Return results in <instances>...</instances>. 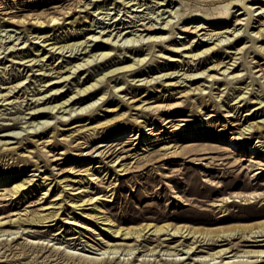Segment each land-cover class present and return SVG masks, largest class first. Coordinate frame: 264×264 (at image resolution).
<instances>
[{
	"label": "rangeland",
	"instance_id": "rangeland-1",
	"mask_svg": "<svg viewBox=\"0 0 264 264\" xmlns=\"http://www.w3.org/2000/svg\"><path fill=\"white\" fill-rule=\"evenodd\" d=\"M0 1L3 2L0 7V44H6L8 46L16 43V46L14 45V48L17 47L16 49H18H14L12 52H10V50L7 49L8 47H6V45H3L4 47H0V89H2V92H6L7 87L11 85L14 86L15 83L19 82L20 80H23L22 83L23 85H25L23 86L22 83H19V87L17 86L15 87V89L13 88L14 90L9 93L11 95H8L10 96L7 99L9 100L8 102L0 99V134H4L6 132L14 134L20 132L19 135L23 136L20 139L16 137L0 136L1 139H9V141H14L0 147V179L4 178V180L7 181L3 182L5 185L1 183L2 185H0V188H3L5 186L4 188L7 187L6 189H9L8 185L10 181L15 179H25L27 181L31 180V183L44 180L45 182L53 180L52 182L54 183V181L58 179H61V181H63L64 179H70L71 181H74L75 184H73L72 182L69 185L71 189H64V191H62L63 193H65V197H67L71 201L82 203L84 199L86 200L87 198L93 196L94 205L99 206V208L97 209H101L102 214H109V216L111 218L113 217V220L115 221H118L125 216L126 205L124 201L131 198V200L134 201V196L138 195L137 191H142V195L147 197L145 203H147V201L152 202L154 201V199L157 200V198L162 197L163 199H165L164 207L167 210H176L182 212L185 211V214L189 215L196 214L195 211H186V209L188 208L187 206H189L190 204L197 205V207L201 209H212L211 205L206 204L209 201L206 200L208 198L221 199L220 201L217 200L215 203H221L222 199L226 196V200H228L229 198V200H237L233 203L229 202L230 204L228 203L226 205L227 211L229 209L234 214L233 218L210 224H201L208 227L215 228L249 225L255 224L261 219H264V215L257 216L252 210L244 209L242 207L243 201H248L246 199V196L244 195L249 191L256 190V193L258 192L261 194V196H264V184L261 185L262 187H258L259 185L258 183H256L264 182V126H262L260 130L253 131V135L245 134V138H242L239 141L237 139H234V137H237V135L241 131V125L243 123H247L243 121L245 113L249 112L251 114L254 110L255 112L257 111L254 107H260L258 116L256 117L257 114L255 113V118L252 117L249 121H255L256 119L260 120L264 118V101L263 104L257 103L253 106V102H251L252 100H260L262 98V100H264V91L260 88V84H264L262 83L264 82V76L261 75V70H257L261 65L264 67V52H262L258 47L260 44L261 46L264 45L263 40L255 39V43H251L252 37H242L240 39L241 42H234L233 47H226L228 45L226 44L224 45V47H222L221 49L219 48V50L217 51H211L208 54H203L200 58L192 60L190 59V57L184 56V51H182L181 53H176L168 50V48L172 47V44L181 43L184 41L189 42V40H192V38V43H196L198 41V43H200V41H202L200 40V37L202 36H195L189 33L187 34L186 32H181L178 29H175L174 33H171V31L164 32L167 36L169 33L170 38L168 40H163L164 42L154 41V44L147 38L148 34L151 32L146 34V37L144 35L141 36L142 38L140 36H133L132 34V36L129 35V37H132L131 39L134 38V48H142V50L140 49V51H138V49H133V51L132 49H129L128 46L133 43L132 40H128L125 38L120 39L119 37L118 42H116L115 45H111V53L109 55L103 56V58L100 55L97 56L98 59H94L90 65L86 64L84 65V67L82 66L80 70L77 69L74 74L71 73L72 75L70 74V79L69 77L66 80H64L65 78H61L62 83H60V88H62V90H57L58 92L56 95L60 93L58 96L51 94L50 90H46V92L44 91V89L47 88L49 84H40H43L44 80L46 82L47 77L50 76L52 78L57 73L53 72V70H49L51 67L56 66V71H65L64 67L67 69V65L70 66L71 63L74 62L71 60H74V58L80 51H78L77 54H73L74 52L72 51V53L69 48H65L66 51L64 49L63 54L57 53L58 50L55 51L56 53L48 51L46 53V57L44 58L45 61H39L40 63L36 62L35 64H32V61H25L24 64H21V62H18L22 60L20 59L21 56L25 57L26 59L28 57L31 58L34 53H40L42 52V48L46 47L42 45L38 46V44H43V41H40L42 37H36L37 34H46L50 36V38L55 36L54 38L49 40L57 41L61 39L60 43H68L73 42L74 40H85V38L87 37L86 32L88 31H90V34L94 32L97 34L96 31L104 29L107 30L109 29V27L113 28L120 26L119 29H121L122 27L123 29H125L127 25H134L137 23L150 24L149 22L155 23L157 26H160L162 25L161 23L164 24L169 18L171 19V23L175 24L176 26H181V21L183 20V18L181 20V17H183L184 14L192 13L194 11H199V13L202 14L205 8V10L210 11L214 6H221L222 3L219 2L224 0ZM244 2L248 6H251V9L255 15L254 17H256V19L260 18V20H264V11L262 12L260 9V6H264V1L244 0ZM86 5L88 8H85ZM236 8L237 6L231 9L235 14L238 13V10H236ZM58 11H60V13ZM37 12H41V14H39L42 15L45 19L49 18L51 12L52 14L57 13L60 17L59 23L56 25L51 24L50 26L46 27L43 26L38 29V27L34 26L33 23V21L35 20L33 18L35 16L33 15H36ZM47 13L50 14L48 15ZM23 16L26 18H24ZM242 16L243 15H240L238 17ZM235 17L236 16L231 17L230 22L232 27V23H234L233 21L235 20ZM3 18H5V20ZM21 18L23 20H21ZM74 19V22H70V20ZM176 20L180 21V23ZM260 27L263 28L264 24ZM127 28L130 29L133 27L129 26L126 27V29ZM257 29L258 28H252L251 30L256 31ZM137 32H142L143 34L145 33V30H139ZM151 34L156 33L152 32ZM106 35L107 34L101 37H108V35ZM227 36L230 38L229 41L231 40L230 42L232 43L236 39V37L232 35L227 34ZM111 37H114L113 33ZM214 37L208 41H212L213 39H215ZM224 37L225 36H221L220 38L224 39ZM143 38L145 40H143ZM31 39L34 40L32 41ZM115 39L116 37L111 40L112 43ZM226 40L222 43L225 44ZM244 41L246 45L249 46L244 47V50L241 49L240 52H238L236 56L239 58L236 59L235 63L239 64L238 68H240L238 71H241V74L243 75L242 78L244 79L241 78L240 81L239 78L229 79V76L231 77L230 74L227 76L228 78H225L227 80H223V74L217 73V77L219 79H222H218L217 82L212 83L214 82V80L212 82L203 81L202 78L201 81L197 79V81H191L189 80L188 76H184L185 74L194 72L195 69L191 70L192 67L196 69L200 67L201 69H198L202 70V68H204V66H207L212 59L220 60V58H222L224 59V61H227L229 57L225 56L228 52H225L223 50H235L236 48L240 47V45L242 46L244 44ZM94 42L95 41L89 42V46L87 47V49L93 47L94 49L92 52L98 51L97 53H99L101 49L97 48V46L100 44V42ZM24 43L25 45L22 48L21 45H23ZM60 43L58 42V44ZM125 45L128 46L126 47ZM18 46L20 48H18ZM49 46L50 45H47L46 49ZM37 47L39 48V50H37ZM2 50L4 52L6 50V53H4ZM82 51H84V49ZM135 51L139 53L137 54ZM242 51H244V53H242ZM230 54L231 52L228 53V55ZM73 55H75V57H73ZM82 55L83 53L80 55V57ZM143 55L145 57L143 58L144 61L142 59L141 61L139 60L134 63V66L132 67L134 69L131 68L130 71L121 69L122 71H116L117 74L116 72L115 74L113 73V75L112 73H108L104 76L105 78L103 77L104 71L106 73L112 67L114 68L118 65L122 66L123 64H129L136 60V57L138 59ZM132 56L134 57V59H132ZM76 60L80 61V58ZM69 61H71V63ZM42 63H44V67L39 69ZM43 71H45L46 74L48 73V75L43 76V74H37ZM162 71H172L174 72L173 75H175V77L170 78L169 80H167L169 82L165 81L163 84L159 83L158 80H152L155 84L152 83L146 86L143 84H139L140 82H144L149 78L152 79V77H154L152 75L156 76L157 74H161ZM185 71L186 73L182 75ZM205 73L206 72H204V75ZM210 73H213V71H211ZM60 74L61 72L57 73V76ZM66 74L68 73L63 72L61 75ZM253 74H255V76ZM56 79L59 78L56 77L53 80ZM175 80L176 83H174ZM91 81L95 83V86H97H94L95 88L92 89L89 95H85L86 97H83V100L81 101L77 97L79 93L77 94L75 89L77 90L78 88L83 87L86 84L92 83ZM187 84H192L191 87L200 85L201 87H205V90L200 91L195 89V91L191 89L192 91H190ZM184 88H186L185 90L189 92L178 93V90ZM246 88L248 89L247 92H245ZM39 89L41 90L39 91ZM166 89L170 90L169 95L165 94L161 97V95H159L158 93L160 92V94H162L161 92ZM224 89H226V91ZM47 92H49V94L45 95L46 97H49L51 95V97L48 98L49 100L41 103L39 106H36L35 103L37 102H31L32 99L30 97L34 99L38 96H41L42 93L46 94ZM232 93L234 94V96H232ZM240 93H244L245 96L242 100H240L239 98L241 97ZM252 93H254L255 96H259V99L256 98ZM256 93H258L259 95ZM71 94H74V97H76V99L68 106L59 108L62 110L64 109V111L71 109V116L68 113L62 112L63 115H65L64 117L69 119L67 120V122L60 121V118L58 117L60 114H62V110H57L56 107V109L54 108L56 111L54 109L53 112L51 111L52 114L38 116L36 115L37 117L31 118L32 114L29 112V110L32 111V108H34V106L36 108L43 105H45L43 107H46L48 105L52 106V104L54 105L55 102L62 101L65 98L71 96ZM101 94H103V97L99 98ZM230 98L232 100H230ZM235 98L237 100H235ZM249 98H251L252 100H250ZM72 99L73 98H71V101ZM42 100L43 99H40L39 101ZM165 103H167L168 105H165ZM170 103L175 104L174 106H170ZM237 104H239V106ZM156 105L159 106L157 107ZM84 106H87L86 111L83 110ZM90 108L94 109L91 110ZM46 110L49 111V107H46ZM55 113H57L58 115ZM83 113H85V115H83ZM121 113L125 114L123 115ZM260 113L262 114L260 115ZM79 114L82 118L80 120L73 121V119L79 116ZM241 114H243L244 116ZM23 115L25 118L22 117ZM16 116L17 119H14V117ZM115 117L117 119H115ZM46 119L51 123L47 127H45L46 124L43 125V122L46 121ZM35 121L37 122L35 123ZM14 122L17 123V126L9 127L10 124ZM96 122H100L103 125L99 124L101 126L98 125L92 127L96 124ZM5 123L10 124L7 127ZM34 123L36 124L35 127L39 131L34 126H32L34 125ZM52 123L57 127L49 128L53 125ZM25 125L29 128V130ZM28 125H30L31 127ZM43 127L45 133H42V131L44 130H41V128L43 129ZM25 128L27 130V133L28 131L32 130L33 133L36 131L38 134H27ZM239 135V137L243 136V134ZM46 139H49V141L46 142ZM231 139L232 141H230ZM236 141L238 142L235 146V149H232V146L230 145H233ZM174 143L175 146L165 148V146H169L170 144L172 145ZM177 145L180 146L178 147ZM254 147L256 149L255 151L258 153L256 154L257 156L254 154H250V152L253 151ZM136 153H138L139 158L136 160V162H132L129 164V168L125 171L124 174L119 175L113 173L109 177L108 175H105L104 177L103 175H95L94 180H90L88 179V177H86L87 174L85 172L95 171L97 166H107L109 168V171H111L112 167L110 166L115 156L117 155H120V157L122 155H125L123 157H126L127 159L125 158V161H128L129 155L133 156ZM193 172L197 173V179L198 181H200L198 184V193L200 194L199 196L194 194V189L190 190L189 192L187 190L189 175H191L190 173ZM146 176H151L152 178H157L158 180H160L154 182L155 184H153L151 188L150 186H147L146 182L148 178ZM205 176L207 179L209 178L208 181H206ZM233 176L239 178V182H237L235 185H228L227 182L230 181ZM184 179H187L188 182ZM243 181L251 184V186H240ZM65 182L66 181H63L61 182V184L63 185ZM61 184L58 185L57 183L56 187H51L49 190H43L41 189L42 187L39 186L31 194H25L24 196L15 198H13L12 195H8L7 197L2 198L1 195L0 204L5 205L6 209L4 212L0 211L2 213L0 220H6L9 218L14 219L19 215L24 216L26 212L29 213V211H34L35 209L38 210L43 208L44 212H46L47 210L44 209V207L51 204L50 201L57 193H59L57 191L58 188L63 189L61 187ZM162 184L166 188H161L160 186ZM57 185L59 187H57ZM238 191H240V196H235ZM242 191H244V194ZM232 193L234 195H232ZM193 196L198 200L206 198V202L200 204L197 202V200H194ZM261 202L262 200L257 202V207ZM94 205L92 203L79 205L80 208L76 209L75 212L70 213L69 216L72 217L75 213L76 215L73 216V218H75V221L81 223V225H87V228H93L96 232H101V230H103V225L101 223L95 222V224H90L87 223L84 219V215L87 212L92 211L93 207H95ZM218 207H213V209L217 211ZM68 211H72L69 206H67V210H65L64 212ZM64 212L63 214L59 215V218H55V220H53V222H55L54 224H50L51 221H47L45 225L31 227L29 225L26 226L27 224H22V227L18 230V232L11 234H1V232L0 239L8 237V241L10 244L7 243L3 245L0 243V264H91V262L75 258V256L84 255L98 259L103 257V254L100 250L93 249L85 245V243H92L94 242V240L97 241V239L95 238L96 236H93L90 231L88 232L84 228L64 222ZM68 219L73 220L72 218ZM24 226L26 227L23 229ZM28 229H30L29 232L27 231ZM33 231H37V233L41 232L40 234L44 235L41 237L38 236V238L36 237L37 235L33 233ZM21 232L23 233L21 234ZM19 235L21 236L19 237ZM75 235L79 236V238H77L76 240L73 239L75 243H77L75 246L74 243L68 245V242L64 241L66 239H69V237ZM235 241H238V239ZM26 242L34 244L41 243L46 246H31L29 244H26ZM144 248L145 247H141V250ZM68 252L75 254L73 259L68 257ZM180 252H182V250L179 251V253ZM119 253L120 252H118L117 254ZM142 253H145V251L141 252V254ZM133 255L138 256H136L135 259H141L143 257H149L151 259L157 257V259H159L161 256L162 258L168 257V259H171L172 257H179L181 259L188 260L187 257H193L192 255L188 256L189 253L178 255H160L159 253V255L157 256L156 254L139 256L138 250H135V252H133L132 254L127 255H125L123 252L120 255V258L132 257V259H134ZM239 258L243 260L248 259V261L251 260L252 262L262 261L264 264V257L260 260L261 256H236L232 258H224L223 261L228 263V261H231L232 259ZM140 261L141 260H131L127 264H137Z\"/></svg>",
	"mask_w": 264,
	"mask_h": 264
},
{
	"label": "bare ground",
	"instance_id": "bare-ground-1",
	"mask_svg": "<svg viewBox=\"0 0 264 264\" xmlns=\"http://www.w3.org/2000/svg\"><path fill=\"white\" fill-rule=\"evenodd\" d=\"M33 1V0H32ZM264 1V0H262ZM15 2V1H14ZM25 3V2H24ZM219 3H222L221 6H214L210 11L208 10H205L204 9V14H200L199 11H194L192 13H186L184 14L183 17H181V20L183 18V20L181 21V26H176L175 24L171 23V19H167L166 22L163 24L161 23L162 25H156L155 23H152V22H149L150 24H143V23H140V24H134V25H127L126 27H133V28H130V29H123V27L121 29H119L120 26L118 27H109V29L107 30H99V31H96L97 34L94 32L92 34H90V31L86 32L87 33V37L85 38V40H72L73 42H66V43H60V40H57V41H50L49 39H52L50 38V36L44 34V35H39L37 34L36 37L37 38H41L42 39L40 41H43V44H38L39 45H42V46H46L47 45H50L47 49L46 47L42 48V52L40 53H34V55L31 57V58H25L23 56L20 57V61L18 62H21V64H24V62L26 61H32V64H35L36 62H39V61H45V57H46V53L48 51L50 52H55L57 51V53H60V54H63L64 52V49L65 48H69L70 51L73 53V54H77L78 51H80L76 57L75 55H73L74 60H71V61H74L73 63H71V61H69L71 63V65H67V69L64 67L65 71H56V66L55 67H51L49 70H53V72H61V74L63 72H67L68 74L66 75H58L57 76V73L51 78L50 76L46 78V82L45 80L43 81L44 83L43 84H40V85H48L47 88L44 89V91L46 92V90H50V93L53 94V95H56L57 94V90L61 89L60 88V83H62V79L61 78H65L64 80H66L68 77L70 79V74H74L75 71L80 70L82 68V66L84 67V65L86 64H91V62L94 60V59H98L97 56H107L111 53V45H115L116 42H118V38L120 37V39L122 38H125V39H128V40H132L131 41V45L128 46V45H125L126 47L128 46L129 49H138V51H140V49L142 50V48H134L133 44H134V38L131 39L132 35L133 36H145L146 34H148L149 32H155L156 34H151L149 33L147 38L149 40H151V42L154 43V41H163V40H168L170 37L169 33H168V36L164 33L165 31L167 32H170L171 33H174L175 32V29H178L179 31L181 32H186L187 34H192V35H195V36H202L200 37V43L196 42V43H192L193 41V38L192 40H189V42H181V43H176V44H172L173 46L172 47H169L168 50L172 51V52H176V53H181L182 51H184V56H187V57H190V59L194 60V59H197V58H200L203 54H208L209 52H214V51H217L219 50V48L221 49L222 47H224V45L228 44L226 47H233V44L234 42L238 41L237 43H239V41L241 42V38L242 37H247V36H250L252 37L251 38V43H255V39L257 40H263L264 41V27L261 28L260 26L264 24V20H260L259 19H256V17H254V12L252 11L251 9V6H248L244 0H224V1H220ZM3 4L2 1H0V7L1 5ZM8 5V4H7ZM237 6L236 10H238V13H233V10H231L233 7ZM3 7V6H2ZM6 7V6H4ZM85 7V6H84ZM199 7V6H198ZM201 7V6H200ZM210 7V6H209ZM30 8V7H29ZM68 8V7H67ZM85 8H88L87 5ZM202 8V7H201ZM200 8V9H201ZM4 9V8H3ZM260 9L261 11L263 12L264 11V6H260ZM166 10V9H165ZM235 10V11H236ZM60 13V11H58ZM65 12V11H64ZM191 12V11H190ZM211 12V13H210ZM41 14V12H39ZM38 12L36 15H33L35 17H33L35 20L33 21L34 23V26L38 27V29H40L41 27H46V26H50L51 24H58L59 23V15L56 13H53L51 12V15L49 16V18H44L42 15H40ZM62 13V12H61ZM28 14H31V13H28ZM43 14V13H42ZM46 14V13H45ZM48 15L50 13H47ZM171 14V13H170ZM261 14V13H259ZM27 15V13H26ZM44 15V14H43ZM240 15H243L242 17H238ZM264 15V14H263ZM45 16V15H44ZM47 16V15H46ZM233 16H236L235 17V20L233 21L234 23L233 24V27L231 25V17ZM24 17V16H23ZM31 17V15H30ZM26 18V17H24ZM5 20V18H3ZM2 19V20H3ZM264 19V18H263ZM21 20H23L21 18ZM179 20V19H178ZM176 20L177 22L180 23V21ZM19 21V20H18ZM74 20H70V22H74ZM155 21V20H154ZM158 21V20H157ZM25 22V21H23ZM156 22V21H155ZM162 22V21H161ZM62 23H63V20H62ZM175 23V22H174ZM256 25H255V24ZM159 24V23H158ZM178 24V23H176ZM73 25V23H72ZM140 25V26H138ZM142 25V26H141ZM175 25V27H174ZM118 28V29H117ZM252 28H258L256 31H253L251 30ZM24 30V29H23ZM139 30H142L144 31L145 30V33L142 34V32H137ZM27 31V30H26ZM177 32V31H176ZM27 33V32H26ZM112 33L114 35V37H116V39L113 41V38L114 37H111L112 36ZM164 33V34H163ZM226 33V34H225ZM49 34V33H48ZM105 34L108 35V37H101V36H104ZM132 34V35H131ZM176 34V33H175ZM225 34V35H224ZM227 34L229 35H232L234 37H236V39L232 42L229 41V37L227 36ZM29 35V34H28ZM73 35V34H72ZM106 35V36H107ZM129 35H131L129 37ZM11 36V35H9ZM20 36V35H19ZM27 36V35H26ZM68 36V35H67ZM129 38H128V37ZM207 36V37H206ZM215 36V37H214ZM221 36H225L224 39H228L226 40V43H222L224 42L225 40L223 38H220ZM241 36V37H239ZM29 37V36H28ZM44 37V38H43ZM146 37V36H145ZM206 37V38H205ZM215 38L213 39L212 41H208L212 38ZM17 38H18V35H17ZM20 38V37H19ZM139 38V37H138ZM142 38V37H141ZM180 38V36H179ZM202 38V39H201ZM15 39V38H13ZM27 39H30V38H27ZM56 39V38H55ZM119 39V40H120ZM140 39V38H139ZM32 40V39H31ZM34 40V39H33ZM32 40V41H33ZM65 40V39H64ZM141 40V39H140ZM139 40V41H140ZM143 40H145L143 38ZM195 40V39H194ZM215 40H218V41H215ZM17 41V40H16ZM38 41V39H37ZM39 41V43H40ZM49 41V42H48ZM91 41H95V42H100V44L97 46V48H100V52L97 53L96 51L95 52H92L93 51V47L91 48H88L87 47L89 46V42ZM248 41V40H247ZM23 42V41H22ZM29 42V41H28ZM36 42V41H35ZM58 42L60 44H58ZM94 42V43H95ZM127 42V40H126ZM130 42V41H129ZM138 42V40H137ZM150 42V41H149ZM164 42V41H163ZM195 42V41H194ZM5 43V42H4ZM13 43V42H12ZM18 43V42H17ZM93 43V42H92ZM159 43V42H158ZM16 43H14L13 45H6V47H8L7 49L10 50V52H12L14 49V45ZM91 44V43H90ZM119 44V43H117ZM155 44V43H154ZM162 44V43H161ZM223 44V45H221ZM4 44H0V47H4L3 46ZM25 45V43L23 45H21V47L23 48ZM30 45V44H29ZM137 45V44H136ZM164 45V44H163ZM167 45V44H166ZM251 45V44H250ZM259 45V44H258ZM16 46V45H15ZM34 46V45H33ZM119 46V45H118ZM147 46V45H146ZM246 43L244 41V44L238 48H236L235 50H230V51H225V52H231L230 55H227L225 57H229V59L227 61H224V59L220 58L219 59H212L211 62L207 65V66H204V68H202V70L200 69H196L194 67L191 68V70L195 69L193 73H189V74H185V72H183L182 75L184 76H188L189 77V80L193 81V80H200L201 79L203 81H213L212 83H215L218 81V77H217V73H221L223 74V80H227L225 78H228L227 76L231 74V77L229 76V79H233V78H239V81L241 80V78L243 77V75L241 74V71H238L239 68V64H235L236 63V59L239 58L237 57L236 55L238 54V52H240L241 49H243L244 47H246ZM249 46V45H248ZM247 46V47H248ZM253 46V45H252ZM255 46V45H254ZM32 47V46H31ZM164 47V46H163ZM235 47V46H234ZM259 49L264 52V45L261 46V44L258 46ZM18 48H20L18 46ZM28 48V47H27ZM38 48V47H37ZM6 49V48H5ZM84 49V51H82ZM117 49V48H116ZM126 49V48H125ZM258 49V48H257ZM258 49V50H259ZM18 50V49H16ZM34 50V49H33ZM39 50V48L37 49ZM36 50V51H37ZM229 50V49H228ZM244 50V49H243ZM1 51V50H0ZM3 51V50H2ZM66 51V49H65ZM160 51V50H159ZM4 52V51H3ZM2 52V53H3ZM9 52V51H8ZM31 52V51H30ZM121 52V51H120ZM136 52V51H135ZM224 52V53H225ZM261 52V53H262ZM6 53V50L5 52ZM33 53V52H32ZM56 53V52H55ZM83 53V55L80 57V55ZM119 53V52H118ZM137 53V52H136ZM139 53V52H138ZM137 53V54H138ZM148 53V52H147ZM242 53H244V51H242ZM241 53V54H242ZM50 54V53H48ZM69 54V53H68ZM67 54V55H68ZM115 54V53H114ZM240 54V55H241ZM6 55V54H5ZM4 55V56H5ZM142 55V54H141ZM162 55V54H161ZM160 55V56H161ZM30 56V55H29ZM71 56V54H70ZM117 56V55H116ZM128 56V54H127ZM207 56V55H206ZM209 56V55H208ZM211 56V55H210ZM242 56V55H241ZM52 57V56H51ZM133 57V56H132ZM166 57V56H165ZM177 57V55H176ZM175 57V58H176ZM183 57V56H182ZM214 57V56H212ZM223 57V56H222ZM243 57V56H242ZM8 58V57H7ZM80 58V61H77L76 59ZM144 57L141 56L140 58L137 59L136 57V60H134L133 62L131 63H127V64H123L122 66H115L114 68L112 67L110 70H108L106 73L104 71V75L103 77L108 74V73H113L115 74L116 71H120L121 69L123 70H129L134 66V63H136L137 61H141ZM170 58V57H169ZM203 58V57H202ZM205 58V57H204ZM210 58V57H209ZM9 59V58H8ZM26 59V60H24ZM134 59V57L132 58ZM168 59V58H167ZM177 59V58H176ZM10 60V59H9ZM13 60V59H12ZM104 60V59H103ZM108 60V59H107ZM111 60V58H110ZM186 60H189V59H186ZM206 60V59H205ZM144 61V59H143ZM142 61V63H143ZM207 61V60H206ZM15 62V61H14ZM181 62V61H180ZM193 62V61H192ZM208 62V61H207ZM241 62V61H240ZM40 63V62H39ZM37 63V64H39ZM45 63V62H44ZM44 63L41 64V67L39 69H41L42 67H44ZM115 63V62H114ZM124 63V62H123ZM140 63V62H139ZM258 63V62H257ZM256 63V64H257ZM14 64V63H13ZM141 64V63H140ZM192 64V63H191ZM106 65V64H105ZM52 66V65H51ZM62 66V65H61ZM136 66V65H135ZM176 66V65H175ZM88 67V66H87ZM110 67V66H109ZM140 67V66H139ZM243 67V66H242ZM104 68V67H103ZM138 68V67H137ZM180 68V67H179ZM184 68V67H183ZM181 68V69H183ZM190 68V67H189ZM134 69V68H132ZM187 69V67H186ZM230 69V70H229ZM173 70V69H172ZM176 70V69H175ZM241 70V69H240ZM252 70V69H251ZM257 70H261L262 73L261 75L264 76V67L261 65L259 69ZM20 71V70H19ZM122 71V70H121ZM125 71V72H126ZM170 71V70H169ZM211 71H213V73H210ZM22 72V71H21ZM138 72V71H137ZM182 72V71H181ZM204 72L205 75H204ZM133 73V72H132ZM174 72H163L161 74H157L156 76L155 75H152L154 77H152V79H148V80H145L147 78H145L144 82H140L139 84H143V85H148V84H152L154 83V81L152 80H158L159 83L163 84L165 81L166 82H169L167 80H169L170 78H174L175 75H173ZM178 73V72H177ZM188 73V72H187ZM21 74V73H20ZM29 74V73H28ZM27 74V75H28ZM35 74V73H34ZM37 74H43V76H46L48 75V73L46 74L45 71L43 72H39ZM71 74V75H72ZM76 74V73H75ZM117 74V72H116ZM198 74V76H197ZM201 74V75H200ZM203 74V75H202ZM250 74V73H249ZM131 75V74H130ZM180 75V74H178ZM197 77H196V76ZM255 76V74H253ZM39 76V75H38ZM52 76V75H51ZM74 76V75H73ZM79 76V74H78ZM102 76V75H101ZM109 76V75H108ZM150 76V75H149ZM183 76V77H184ZM26 77V76H25ZM59 78V79H56V80H53L54 78ZM111 77V76H110ZM222 77V76H221ZM247 77V76H246ZM43 78V77H42ZM51 78V79H50ZM101 78V77H99ZM105 78V77H104ZM103 78V79H104ZM136 78V77H135ZM143 78V77H142ZM154 78V79H153ZM177 78V77H176ZM180 78V77H179ZM178 78V79H179ZM186 78V77H185ZM252 78V77H251ZM39 79V78H38ZM139 79V78H138ZM137 79V81H138ZM141 79V78H140ZM183 79V78H182ZM222 79V78H220ZM219 79V80H220ZM244 79V78H242ZM258 79V78H257ZM26 80V78H25ZM31 80V79H30ZM61 80V81H59ZM77 80V79H76ZM97 80V79H96ZM96 80H95V83H96ZM102 80V79H101ZM115 80V79H114ZM134 80V79H133ZM132 80V81H133ZM188 80V81H189ZM196 80V81H197ZM48 81V82H47ZM79 81V80H78ZM131 81V80H130ZM129 81V83H130ZM142 81V80H141ZM171 81V80H170ZM262 81V80H261ZM23 80H20L19 82L15 83L14 86H9V87H4L6 88V92H2V89H0V99L1 100H5V101H9L7 100L10 96L8 95H11L9 94L12 90L15 89V87H19V83H22ZM30 82V81H29ZM35 82V81H34ZM92 82V81H91ZM101 82V81H100ZM156 82V81H155ZM172 82V81H171ZM170 82V83H171ZM229 82V81H228ZM233 82V81H232ZM235 82V81H234ZM250 82V81H249ZM248 82V83H249ZM25 83V82H24ZM31 83V82H30ZM95 83H89V84H86L84 85L83 87H80L78 88L77 90L75 89V91L77 92V94L79 93V95L77 96L81 101L83 100V97H86L85 95H89V93L92 91L93 88H95ZM137 83V82H136ZM135 83V84H136ZM176 83V80L175 82ZM186 83V82H185ZM197 83V82H196ZM226 83V82H225ZM264 83V82H262ZM29 84V83H27ZM66 84V83H65ZM155 84V83H154ZM189 84V83H188ZM187 84V85H188ZM217 84V83H216ZM227 84V83H226ZM236 84V83H235ZM23 85V83H22ZM63 85V84H62ZM138 85V84H137ZM192 85V84H191ZM191 85H188V89L190 91H192L191 89L195 90H200V91H203L205 90L204 88L205 87H201L200 85H196L194 87H191ZM209 85V84H208ZM212 85V84H211ZM225 85V84H224ZM229 85V84H228ZM25 86V85H23ZM37 86V85H36ZM39 86V85H38ZM95 86V87H94ZM210 86V85H209ZM217 86V85H216ZM227 86V85H226ZM224 86V87H226ZM240 86V85H239ZM252 86V85H251ZM1 87V86H0ZM27 87V86H26ZM99 87V86H98ZM207 87V85H206ZM235 87V86H234ZM242 87V86H241ZM14 88V89H13ZM24 88V87H23ZM39 88V87H38ZM222 88V87H221ZM248 88H252V87H248ZM260 88L261 90L264 91V84H260ZM186 88L184 89H181V90H178V93L182 92V93H188L189 91H186L185 90ZM237 89V88H236ZM41 89H39L40 91ZM55 90V91H53ZM100 90V89H99ZM115 90V89H114ZM122 90V89H121ZM226 91V89H224ZM228 90V89H227ZM241 90V89H240ZM247 92V88L245 89ZM251 90V89H250ZM249 90V91H250ZM53 91V92H51ZM196 91V90H195ZM220 91V90H219ZM248 91V92H249ZM259 91V90H258ZM23 92V91H22ZM25 92V90H24ZM23 92V93H24ZM37 92V91H36ZM43 92V91H41ZM167 92V93H166ZM210 92V91H209ZM228 92V91H227ZM251 92V91H250ZM256 92V91H255ZM262 92V91H261ZM40 93V92H39ZM103 93V92H102ZM162 94H160V92L158 93L159 95L164 96L165 94L169 95L170 93V90L166 89L164 90L163 92H161ZM195 93V92H194ZM18 94V93H16ZM41 94V93H40ZM49 94V92H47L46 94H43L41 96H38L36 98H32L30 97L32 100L31 102L32 103H35L36 106H39L41 103H44L45 101L49 100L48 98L51 97V95L49 97H46L45 95ZM60 94V93H59ZM58 94V95H59ZM117 94V93H115ZM226 94V93H225ZM233 94V93H232ZM241 94V93H240ZM254 95V93H252ZM258 94V93H256ZM261 94V93H260ZM13 95V93H12ZM38 95V94H37ZM56 95V96H58ZM237 95V94H236ZM259 95V94H258ZM27 96V95H26ZM45 96V97H44ZM93 96V95H92ZM234 96V94L232 95ZM231 96V97H232ZM238 96V95H237ZM255 96V95H254ZM94 97V96H93ZM99 97V96H98ZM97 97V99H98ZM103 97V94H101V96L99 98H102ZM152 97V96H151ZM244 93L241 94V97L240 100L244 99ZM247 97V96H246ZM256 98L259 99V96H255ZM71 98L72 101H71ZM130 98V96H129ZM166 98V97H165ZM234 98V97H233ZM238 98V97H236ZM235 98V100H237ZM262 98V97H261ZM17 99V98H16ZM40 99H43L42 101H39ZM76 99V97H74V94L67 98H65L64 100L62 101H59V102H55V104L52 106L48 105L46 107H49V111L46 110V107H43V106H40L38 108H36L34 106V108H32V111L29 110V112L32 114L31 118L32 117H37L38 115H48V114H52V112L57 108V110H62V109H59V108H62L64 106H68L71 102H73L74 100ZM105 99V98H104ZM103 99V100H104ZM107 99V98H106ZM250 100H252L251 98H249ZM263 99V98H262ZM252 100L251 102H253L252 106L254 104H263V101L264 100ZM61 100V99H60ZM230 100H232L230 98ZM239 100V101H240ZM248 100V99H246ZM29 101V100H28ZM51 101V100H50ZM85 101V100H84ZM93 101V100H92ZM22 102V101H21ZM26 102V101H25ZM235 102V101H234ZM223 103V102H222ZM2 104V103H1ZM21 104V103H20ZM73 104V103H72ZM175 103L171 104L170 103V106H174ZM221 104V103H220ZM228 104V103H227ZM74 105V104H73ZM99 105V104H98ZM139 105V104H138ZM137 105V106H138ZM165 105H168L167 103H165ZM239 106V104H237ZM264 105V104H263ZM262 105V106H263ZM157 107L159 105H156ZM56 107V108H55ZM70 107V106H69ZM82 107V106H81ZM55 108V109H54ZM87 106H84L83 107V110H87L86 109ZM252 108V107H251ZM250 108V109H251ZM257 111L255 112V110L250 114L249 112L245 113V117H244V120L245 122L247 123H243L241 125V131L239 132V134H243V136L239 137L240 135L236 134L237 137H234V139H237L238 141L242 138H245V134H252L253 131H257V130H260L262 126H264V118L260 119V120H255V121H249L252 117L255 118V113L257 114L256 117L258 116V113H259V108L260 107H254ZM27 109V108H25ZM54 109V110H53ZM89 109V108H88ZM91 109V108H90ZM94 108H92L91 110H93ZM249 109V110H250ZM22 110V108H21ZM46 110V111H45ZM74 110V109H73ZM245 110V109H244ZM52 111V112H51ZM56 111V110H55ZM233 111V109H232ZM27 112V111H26ZM68 113L69 115L72 113L71 112V109H68L67 111L64 109L61 111V113ZM90 112V111H89ZM88 112V113H89ZM120 112V111H119ZM125 112V111H123ZM28 113V112H27ZM59 113V111H58ZM60 114L58 118H60V121H66L69 120L67 118H65L63 115ZM87 113V112H86ZM91 113V112H90ZM57 114V113H55ZM123 114V113H121ZM125 114V113H124ZM123 114V115H124ZM250 114V115H249ZM262 113H260L261 115ZM25 115V114H24ZM24 115L22 117H24ZM37 115V116H36ZM58 115V114H57ZM83 115H85V113H83ZM82 115V116H83ZM117 115V114H116ZM243 115V114H241ZM21 116V115H20ZM26 116V115H25ZM71 116V115H70ZM76 116V115H75ZM121 116V115H120ZM244 116V115H243ZM53 117V116H52ZM57 117V116H56ZM240 117V116H239ZM17 119V116L14 117V119ZM25 118V117H24ZM82 117L80 116H77L76 118L73 119V121H77V120H80ZM119 118V117H118ZM112 119V118H111ZM115 119H117L115 117ZM114 119V120H115ZM120 119V118H119ZM31 120V119H30ZM35 120V119H34ZM33 120V122H34ZM37 120V119H36ZM39 120V119H38ZM108 120V119H107ZM112 120V121H114ZM18 121V120H17ZM44 121V120H43ZM59 121V119H58ZM71 121V122H73ZM110 121V120H109ZM249 121V122H248ZM26 122H27V119H26ZM37 121H35L36 123ZM103 122V121H102ZM32 125L35 127V124ZM39 123V121H38ZM42 123V122H41ZM55 123V122H54ZM57 123V122H56ZM106 123V122H104ZM8 127V125L10 123H5ZM32 124V122H31ZM30 124V125H31ZM46 124L45 127L49 126L51 123L50 121H44L43 122V125ZM53 124V123H52ZM99 124H101L100 122L97 123L92 126V127H95V126H98ZM28 125V126H30ZM103 125V124H101ZM99 125V126H101ZM17 126V123L14 122L12 124H10L9 127H15ZM26 126V125H25ZM6 127V126H5ZM20 127V125H19ZM23 127V126H21ZM27 127V126H26ZM31 127V126H30ZM51 127H57V126H54V124L52 126H50L49 128ZM89 127V126H88ZM91 127V128H92ZM36 128V127H35ZM27 129L29 130V128L27 127ZM37 129V128H36ZM35 129V130H36ZM88 129V128H87ZM90 129V128H89ZM26 130V128H25ZM31 130V129H30ZM34 130V131H35ZM38 130V129H37ZM41 130H44V127L43 129L41 128ZM77 130V129H76ZM12 131V130H11ZM39 131V130H38ZM20 133V132H19ZM19 133H4V134H0V136H4V137H16V138H22L23 136L22 135H19ZM26 133H27V130H26ZM41 133V132H40ZM42 133H45V130L42 131ZM48 133V132H47ZM23 134V133H22ZM27 134H38L36 131L33 133V131H28ZM24 135V134H23ZM253 135V134H252ZM27 136V135H26ZM257 136V135H256ZM28 137V136H27ZM40 138V137H39ZM11 139V138H10ZM246 139H249V138H246ZM46 142L49 141V139H46L45 140ZM232 141V139L230 140ZM234 141V140H233ZM236 141L233 145H230L232 146V149H235V146L237 144ZM247 141V140H246ZM11 142H14V141H9V139H1L0 138V147H2L3 145H7L8 143H11ZM38 145V144H37ZM171 145V144H170ZM165 146V148H170L172 146H175V143L172 144L171 146ZM42 146V145H41ZM178 146V145H177ZM180 146V145H179ZM178 146V147H179ZM254 146V145H253ZM164 147V146H163ZM193 148V147H192ZM106 149V148H105ZM183 149V148H182ZM180 149V150H182ZM175 150V148H174ZM177 150V149H176ZM192 150V149H191ZM190 150V151H191ZM255 147L253 148V151L250 152L251 155H256L258 154L256 151H255ZM101 151V150H100ZM178 151V150H177ZM2 152V151H1ZM104 152V151H102ZM175 152V151H174ZM9 153V152H8ZM60 153V152H59ZM178 153H183V152H178ZM119 154V153H118ZM140 154V153H139ZM176 154V153H175ZM7 155V154H6ZM105 155V154H103ZM129 155V154H128ZM125 155H122L120 157V155H117L115 156L112 164L110 167H112L111 171H109V168L106 166V167H100V166H97L95 171H87L85 172L87 174L86 177H88V179L90 180H94L95 179V175L96 176H101L103 175V177L105 175H108V177L113 174V173H116V174H124L125 171L129 168V164L132 163V162H136V160L139 158L138 156V153L134 154L133 156H130L129 155V158H128V161H125V158L126 157H123ZM141 156V155H140ZM257 156V155H256ZM226 158V157H225ZM127 159V158H126ZM225 162V161H224ZM108 164V163H107ZM110 164V163H109ZM223 168V167H222ZM73 169V168H72ZM86 169V168H85ZM225 169V167H224ZM82 171V169H81ZM80 171V172H81ZM84 171V170H83ZM197 172V171H196ZM224 172V171H223ZM226 172V171H225ZM84 173V172H82ZM81 173V174H82ZM191 175H189V183H187L188 185V192L192 189H194V194L196 195H200L198 192H199V182L198 179H197V173L193 172V173H190ZM225 174V173H224ZM168 175V174H167ZM218 175V174H217ZM216 175V176H217ZM79 176V175H78ZM83 176V175H82ZM85 177V178H86ZM148 178L147 180V186H150L152 188L153 184H155L154 182L156 181H159L157 178H152L151 176H146ZM187 177V176H186ZM213 177V175H212ZM82 178V177H81ZM98 178V177H97ZM211 178V177H210ZM64 179V178H62ZM175 179V178H174ZM188 179V178H187ZM187 179H184L187 181ZM205 179L206 181H208V179L206 178L205 176ZM29 180V179H28ZM42 180V179H41ZM212 180V178H211ZM239 178H236L235 176H233V178L227 182L228 185H235L238 181ZM241 180V179H240ZM244 180V179H243ZM53 180H50L48 182H45L44 181H39V182H32L31 183V180L27 181L25 179H20V180H12L10 181L8 187L9 189H6V188H0V196L2 195V198L4 197H7L8 195L9 196H13V198L15 197H19V196H24L25 194L29 195L31 194L34 190H36L37 187H42L41 189L43 190H49L51 187L54 188L56 187V184L58 183L61 184V182L63 181H66L63 185L61 184V187L63 189H59L58 188V192L54 198L50 201L51 204H49L48 206L44 207V209H46L47 211L44 212L43 208L42 209H38V210H32V211H29V213L26 212V214L23 216V215H19L17 216L16 218L14 219H6V220H0V233L1 234H4V233H7V234H11V233H15V232H18V230L22 227V224H27L26 226H39V225H45L47 221H51L50 224H54L55 222H53V220H55V218H59V215L63 214V212L65 210H67V206H69V208L72 209V211H68V212H64V222L66 223H69V224H74L76 226H79L81 228H84L86 229L88 232L90 231L93 236L95 235L97 241L94 240V242L92 243H85V245H87L88 247L90 248H93V249H97V250H100L101 253L103 254V257H101L100 259L98 258H93V257H89V256H84V255H76L74 253H67L68 254V257L73 259L74 256L75 258H78V259H81V260H84V261H89L91 262V264H127L129 263L131 260H134V261H138V260H141L139 263L137 264H263L262 261H259V262H256V261H251L248 259H232L231 261H228L227 262H224L223 259L224 258H232V257H236V256H247V257H251V256H261L260 260L264 257V219H261L260 221H258L257 223L255 224H249V225H240V226H228V227H208V226H204V225H201V224H210V223H214V222H219V221H223V220H228L229 218H233L234 214L228 209L227 211V207L226 205L229 203V202H235L237 201L236 199H231L229 200H226V197L222 199V202L220 203H215L217 200L220 201L221 199H215V198H204L202 200H198L196 199L194 196V200H197L198 203L202 204L204 202H206V200H209L208 205H211L212 206V209L209 208H198L197 205H193V204H190L189 206H187L188 208L186 209V211H195L196 214L194 215H189V214H185V211L182 212V211H176V210H173V211H169L167 210L165 207H164V200L162 197L161 198H157V200L154 199V201L152 202H148L145 203V201L147 200V197H145L144 195H142V191L141 192H138L137 191V196H134V201L131 200V199H128V200H125V207H126V210H125V216L122 217L120 220L118 221H115L113 220V217L111 218L109 216V214H105V213H101V209H97L99 208V206L97 205H94V200H93V196L87 198L86 200L84 199L82 201V203L80 202H74V201H71L70 199H68L67 197H65V193H63L62 191H64V189H71L70 188V184L73 182V184H75L74 181H71L70 179H64L63 181H61V179H58V180H55L54 183L52 182ZM213 181V180H212ZM211 181V182H212ZM3 182H7L4 180V178H1L0 179V185H2L1 183ZM176 182V181H175ZM188 182V181H187ZM184 183V181H183ZM186 183V182H185ZM202 183V182H201ZM210 183V181H209ZM258 183V187H260L261 185L264 184L263 183H259V182H256ZM4 184V183H3ZM205 184V183H204ZM212 184V183H211ZM5 185V184H4ZM57 185V187H59ZM244 186V187H248V186H251V184L247 183V182H242L240 184V186ZM254 185V184H253ZM146 186V185H145ZM209 186V185H208ZM161 188H166L163 184L160 186ZM212 187V185H211ZM262 187V186H261ZM256 188V187H255ZM185 191V189H184ZM62 192V193H61ZM187 192V191H186ZM234 192V191H233ZM237 192V191H236ZM240 191H238V193H236L235 196H240L239 193ZM243 194H244V191H242ZM135 193V192H134ZM188 194V193H187ZM242 194V193H241ZM165 195V194H164ZM206 195V194H205ZM232 195H234L232 193ZM167 196V195H166ZM242 196V195H241ZM244 196H246V199L248 200L247 202L243 201V208L244 209H250L252 210L257 216H261V215H264V196H261L260 193H256V190H251L249 191L248 193H246ZM204 197V196H202ZM206 197V196H205ZM223 197V196H222ZM188 198V197H186ZM221 198V197H220ZM236 198V197H234ZM150 199V198H149ZM185 199V198H184ZM190 199V198H189ZM206 199V200H205ZM241 199V198H240ZM244 199V198H243ZM186 200V199H185ZM262 202L260 203V205L257 207V202L258 201H261ZM89 201V202H88ZM192 201V200H191ZM190 201V203H191ZM92 203L95 207H93L92 211L90 212H87L85 215H84V219L86 220L87 223H90V224H95V222H99L103 225L101 232H96L93 228H87V225L84 226V224L81 225V223H78L77 221H75V218H73V216H75L76 214L74 213V215L71 217L69 216L70 213H73L75 212L76 209L80 208L79 205H82V204H85V203ZM196 202V203H197ZM195 204V203H194ZM230 204V203H229ZM219 206V207H218ZM213 207H218V210L215 211L213 209ZM224 207V208H223ZM6 209L5 205L3 204H0V211L1 212H4ZM125 209V208H124ZM182 210V209H180ZM0 212V217L2 216V213ZM68 218H72L73 220H69ZM1 219V218H0ZM24 226L23 229L26 227ZM22 229V230H23ZM28 232L30 231V229L27 230ZM26 231V232H27ZM23 232H21L22 234ZM34 234H36L37 236L36 237H41L43 236L44 234H40V233H37V231H33ZM60 233V232H59ZM21 235H19L20 237ZM38 237V238H39ZM79 238V236H71L69 237V239H66L64 241L68 242V245L70 244H73L74 243V246L77 244L75 243V241L73 239H77ZM238 241H235L237 240ZM72 241V242H71ZM145 242V243H144ZM0 243L5 245L7 243H9L8 241V237H5L4 239H0ZM10 244V243H9ZM26 244H29V245H34V246H39V247H45L46 245H43L41 243H37V244H34V243H29V242H26ZM141 247H145L144 249L141 250ZM57 250V249H55ZM135 250H138V255H154L156 254L160 255L161 254H165V255H178V254H183V253H189L188 256L192 255L193 257H187L188 260L186 259H181V258H176V257H172L171 259H168V257H164L162 258L160 256L159 259H157V257H154L153 259L149 258V257H143L141 259L139 258H136L135 255L134 256V259H132V257H123V258H120V255L124 252L125 255L127 254H132L133 252H135ZM179 253V251H181ZM145 253H142L141 252H144ZM118 252H120L119 254H117ZM138 257V256H137ZM220 258V259H218ZM135 263V262H133ZM28 264V263H27Z\"/></svg>",
	"mask_w": 264,
	"mask_h": 264
}]
</instances>
